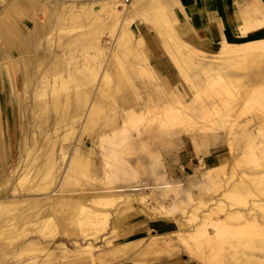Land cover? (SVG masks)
Masks as SVG:
<instances>
[{
	"label": "bare ground",
	"instance_id": "6f19581e",
	"mask_svg": "<svg viewBox=\"0 0 264 264\" xmlns=\"http://www.w3.org/2000/svg\"><path fill=\"white\" fill-rule=\"evenodd\" d=\"M24 1L25 4H22L17 0V4L19 7L21 6L22 10H7L1 14L0 18V60L7 63L6 67L4 66L2 69L6 76L3 74L2 85H0V87L2 86L0 93V215L5 220L12 213L21 210V203L27 201V198L22 197L18 191L19 187H26L27 191L31 193L30 196L40 197L36 204L28 206V210L42 206L45 213L41 219L46 218L48 214L46 211L49 212L51 206L55 207V211L61 209L63 212H59L60 214L52 221L54 228L56 225L59 226L61 236L56 233L49 237L43 231L44 225L51 220L46 218L39 223L42 229L38 234L41 238L31 239L28 234L25 236L23 234L16 235L14 232V235L11 234L7 238L11 245L16 246L14 253L24 255L34 252V254H39L51 250L50 255H53L56 249L61 252L60 256H56L59 257L56 262L61 259L60 264H79L89 259L93 252L99 249L94 242L99 241L100 234L109 226L110 217L115 214L113 226H111L114 229L131 219L142 218H148L151 223L173 221L174 225L178 224L181 228L169 234L128 239V241L119 242L110 250L126 259H132L136 263L159 262L162 259L160 253L164 249H169L171 245L165 238L171 236L177 238L183 252L194 263L264 264V150L262 148L256 149L254 145H251L243 156L247 162L242 159L238 160L236 157V162L233 165L226 166L225 162L221 161L223 156L213 157L212 154L210 155V150L218 149L224 143L223 136L218 131L208 134L205 138L209 145L206 151L209 155H199L200 166L196 168V171L203 176V182L197 184L198 195L194 196L186 192L182 198L174 200L171 209H167L164 201L170 195L178 193L184 184L172 183L168 180L157 183L161 176L148 164L146 166L140 164L137 168L121 165L116 171L108 172L106 168L109 165L108 156L113 154L112 157H118V155L114 152L103 153L102 166H98V156L94 150V133L89 135L88 140H80V147L75 148V144L71 142L66 144L67 141H71V134L79 132L78 122L80 119L92 120L96 110H100V107L111 102L109 89L111 90L112 87L108 88L111 86V82L108 81L111 74L110 68L106 67L108 61L112 62L113 60V62L124 65L125 56L132 55L133 59L138 61L140 56L146 52V40L134 26L136 21H140L156 32L162 30L163 36L173 41L179 40V47L186 51L185 53L180 52L182 53L180 58L188 64L190 62L193 66L195 64L196 68L200 70V74L207 77L209 83H218L222 80L221 74L224 71L249 70L259 65L262 67V63H264V3L261 0H237L234 12L228 16V20L230 23L234 20L243 22L240 31L245 39L235 42L233 45L224 44L216 56L217 59L209 63L206 62V54L197 50L199 48L193 49L181 41L182 37H187V40L197 44L201 43L196 36V32L200 31L201 26L198 23L199 27L193 28L190 20L197 15L190 9L183 8L178 0H131L130 4L113 0L104 4L103 9L107 11V21L113 28L114 44L109 48L104 46L100 38L92 36L86 39V49H93L94 52H97V56L89 54L83 57L84 63L81 65V61L76 55L64 59L56 54L34 53L28 43L27 36L32 27V20L30 17L26 18L24 14L28 15L33 10L35 23H37L33 26V34L36 31L44 32L51 4L47 0ZM169 3H174V11L169 8ZM220 21L223 23L221 18ZM220 21L217 19V14L209 13L205 16L204 27H209L211 35L214 36L220 32ZM256 32H260L262 35L251 38V34ZM204 47L210 49L209 46L204 45ZM166 53L167 57L175 63L178 73L182 76L185 75L184 65L181 64L178 57L174 56V51L167 50ZM191 55L197 56L199 59L194 60ZM40 65L43 68L42 72H37L34 77L29 76L28 68ZM149 73H153L152 68L149 69ZM228 74L230 73H227L226 76ZM40 76L43 81L41 87L37 84L33 86V78L38 79ZM230 76L226 82L230 81L231 83L239 80L237 77L229 79ZM199 78L201 77L199 76ZM28 87L30 91L34 92L35 100L39 101L32 106L33 109L39 108L40 113L44 115L53 111H62L54 118L65 123V128H68L69 131L64 138H60L57 142V151H53L47 157L43 167V171L47 173L46 184L41 185L39 181L37 185L35 183L32 186L28 184L35 180L27 171L31 153L29 152L27 159L23 161L21 154L29 141V134L25 131L23 122L25 113L30 111L25 99V90ZM167 88L171 98L168 96L156 100L150 98L149 103L150 109L154 110L155 114L157 112L160 116L170 117L174 113L172 105L174 103V85L169 82ZM140 90L138 88V91ZM141 97L140 92H136L118 98V105L113 106L115 118L114 120L112 118L110 122L115 121L117 117L122 118L125 127L142 122V114L137 113L138 116H136L132 111H124V108L132 103L140 101ZM213 106V104L209 107L204 106L206 114L210 117L213 111L214 114H220L217 109L214 110L215 106L212 109ZM188 115L189 117L187 116L182 123L184 126H187L188 120H191L190 117L192 118L190 114ZM158 122L151 123L153 129L170 127L158 125ZM108 123L107 126H100L102 129L100 133L103 132V129L110 128ZM250 123L252 122L250 121ZM146 129H148V134L145 133L141 138L151 141L155 135L150 128ZM185 132L191 133L192 131L185 130ZM231 134L234 136L233 141L237 138H246L249 142L263 141L264 125L250 129L248 124L242 133L236 131ZM116 138L114 137V140H117ZM224 139L231 140L229 137ZM108 140L112 141L104 136L101 137V142ZM73 147L75 149L70 160L69 171L73 170L74 165L80 164L79 166L83 167L86 176L93 179L90 170L95 171L102 167L104 180L107 179L110 182L105 189H95L90 192L89 189L78 190L75 191L76 194L71 200L61 201L56 188L59 187L62 180L64 182L69 180L71 172L65 174L63 170L66 168L60 167L56 156L59 155L60 160L69 165L67 162L71 157V148ZM102 148L106 147L102 146ZM59 149L60 154L58 153ZM230 154H235L234 149H230ZM244 162H246L245 167L251 172L240 174L238 178L235 176L229 178V167L231 166L234 170L242 167ZM144 176L149 180H142L141 178ZM103 178L96 181L101 183ZM54 180L56 183L58 181V184L51 190ZM7 183L12 184L8 192L4 191ZM87 201L90 202L87 203ZM151 201H155L156 206H152ZM67 210L68 212H65ZM28 215L33 214L28 213ZM85 227L94 230V232L90 234L87 229H84ZM56 235L60 236L58 240ZM129 235L130 232L118 237ZM80 236L83 238V243L80 242ZM19 240L21 242L16 243ZM66 242H69L71 247ZM51 244H54L55 249L50 248ZM236 244L237 247L243 246V249L256 244L257 249L252 254H248L240 252ZM147 254L153 256L145 258L144 256ZM164 254L166 255V253ZM142 257L144 258L140 259ZM35 260L36 258L32 257L25 259L21 264H35Z\"/></svg>",
	"mask_w": 264,
	"mask_h": 264
},
{
	"label": "rangeland",
	"instance_id": "374dc122",
	"mask_svg": "<svg viewBox=\"0 0 264 264\" xmlns=\"http://www.w3.org/2000/svg\"><path fill=\"white\" fill-rule=\"evenodd\" d=\"M47 1L51 4V11L47 15L48 21L46 25H44V32L39 33L36 31V33L33 34V26L37 23H35L36 19L32 9L28 14L29 16L24 14L26 18L30 17L32 20V27L29 29L30 33L28 31L27 36L28 43L34 50V53L40 52L41 55H46L48 53L52 55L56 54L62 56L64 59H67L71 55H76L81 61V65H83V57L89 54L97 56V52H94L93 49H86V39L92 36L94 38H100L104 46L109 48L112 47L115 41V38L112 36L113 28L107 21L108 13L103 9V5L113 0ZM121 1L125 2V4H130L131 0H120V2ZM261 1L264 3V0ZM18 2L25 4L24 0H18ZM18 2L17 0H0V18L1 14L7 10L17 11L21 9V6L19 7L17 4ZM169 8L174 11L170 6ZM120 10H122L121 7ZM217 19L220 21L218 15ZM242 23V21H236L230 28L224 21L223 23L220 21L221 29L218 34L214 35L216 37L212 36L209 27H206L207 36H202L196 32V36L201 43L197 44L196 42L187 40V37H182L181 41L184 45H189L193 49L199 48L197 50L204 52L206 54V62H214L224 44L233 45L235 42L245 39L240 31ZM134 26L146 40V52L143 56H140V60L138 61H135L132 55H129V57L125 56L124 65H120L115 61L113 62V60L112 62L108 61L106 67L110 68L112 77L108 80L111 82V86L108 88L112 87L111 90L109 89L111 102L100 107V110H96L92 120H88V118L80 119L78 122L79 132L74 135L71 134L72 139L71 141H67L66 144L68 145L70 144L69 142H71L75 144V148L80 147V140H88L89 135L94 133V150L98 156V166H102L101 158L103 153L114 152L118 155V157H112L113 154L108 156L109 165L106 166L108 172L112 173L116 171L121 165H129L130 168H137L140 164L144 166L148 164L150 168H153V170L161 176L157 183H163L168 180L172 183L184 184L183 188H180L178 193L170 195L164 201L166 208L171 209L174 205V200L176 198H182L186 192L194 196L198 195L197 184L203 182V176L196 171V168L200 166L199 155H209L206 152L209 145L205 138L208 134L218 131L219 134L223 136L224 143L221 144L218 149L210 150V155L212 154L213 157L223 156L221 161L225 162L226 166L228 164L233 165V163L236 162V157L238 160L242 159L246 161L243 159V156L251 145H254L256 149L262 148L264 150V139L263 141L256 140L255 142H249L246 138H237L233 141L234 136L231 134L236 131L237 133H242L244 127L248 124L250 129H255L258 126L264 125V63H262V67H259V65L249 70L224 71L221 74L222 80L220 82L209 83L207 77L200 74V70L196 68L197 66L195 64L193 66L191 62L188 64L184 59L180 58L182 54L180 52L185 53L186 51L179 47V40L173 41L170 38L164 37L162 30L156 32L140 21H136ZM204 45L209 46L210 49H207ZM167 50L174 51V56L178 57L179 61L181 60V64L184 65L186 72L185 75L182 76L178 73L175 63L167 57ZM191 56L194 60L199 59L197 56ZM150 68L153 69V73H149ZM42 69L41 65L30 66L28 68V74L34 77V74L42 72ZM227 73L230 74L226 76ZM229 75H231L229 79L237 77L239 80L231 83L230 81L226 82ZM199 76L201 78H199ZM33 80V86L37 84L41 87L43 82L42 76L38 79L33 78ZM169 82L174 85V103L172 104L174 113H172L170 117H165L158 115L157 112L155 114L154 110L150 109L151 105L149 99H164L167 98V96L171 98L169 89L167 88ZM138 88L141 90L138 91ZM25 91V99L30 111L25 113L23 122L25 131L29 134V141L24 152H21L22 161L27 159V155L30 152L31 156L27 171H29V175L35 181H33V183L30 182L28 185L32 186L35 183V185H37L39 181L42 185L47 182V173L43 171L47 157H49L53 151H57V142L60 138H64L69 131L67 130L68 128H65V123H61L54 118L62 111H53L47 115L41 114L40 110H38L39 108L33 109L32 107L39 102L35 100V96L33 97L34 92L30 91L29 87L26 88ZM136 92H140L142 95L141 100L124 108V111H132L136 116H138L137 113L142 114V122H136L126 127L120 117L110 122L112 118V120L115 118L113 106L116 104L118 105V98L125 94H135ZM150 94L151 97H149ZM212 104L215 106V109L214 106L212 109H217L220 114H214L213 111L210 117L206 114L204 106L206 105L209 107L212 106ZM188 114H190L192 118L190 117L191 120H188V125L184 126L182 123H184L187 116L189 117ZM157 121H159L158 125L170 127L153 129L151 123H157ZM250 121L252 123H250ZM107 123L110 124L108 127L113 129L106 128L100 133L102 130L100 126L104 127ZM146 128H150L155 135L151 141H147L146 139L142 140L141 138L145 133L148 134V129ZM185 130H190L192 132L186 133ZM102 136L112 139V141L108 140L107 142H101ZM114 137H117V140H114ZM227 137L231 138V140L226 141L224 138ZM102 146L106 148L104 149ZM74 147L71 148V157L67 162L69 165H66V162L63 163L59 155L56 156L60 167L66 168L64 170L62 169L65 171V174L71 172L69 180L67 182L62 180L59 187L56 188L59 200L61 201L71 200L75 196L74 194H76L75 191L78 190L89 189L90 192L95 189H105L110 182V180H104L102 167L95 171L90 170L93 179L86 176L83 167L79 166L80 164L74 165L73 170L69 171L71 167L70 160L75 149ZM231 148L235 151V157L230 154ZM59 152L60 149L58 153ZM246 162L241 165L242 167L234 170L230 166L228 169L229 178L233 176L238 178L240 174L248 171L251 172L245 167ZM242 168H244V170H242ZM100 178H103V181L98 183L96 180ZM141 179L144 181L149 180L145 176ZM57 184L58 181L56 183V180H54L50 189L52 190ZM11 186L12 184L10 185L7 183L4 191L8 192ZM18 191L22 197L24 196L27 198V201H22L21 210L12 213V215L8 216L5 220L3 216L0 215V264H21L25 259H30L32 257L36 258L35 264H60L59 261H61V259L56 262V259L59 258L56 256H60L61 252L55 249L54 244L50 245V248L55 249L53 255H50L51 250L39 254H34V252L25 253L24 255L21 253H14L16 252V246L11 245L7 240L11 234H23L24 236L28 234V237L31 239H39L41 237L38 232L42 229L39 223L46 218L51 219V222L48 221V223L44 225L43 231L48 234L49 237L54 236L56 233L59 234V226L56 225L55 229L52 225V221L60 214L59 212H63L61 209L55 211V207L53 208L50 205L51 209L49 212L46 211V213H48L46 218L43 217L41 219V216L45 213V209H43L42 206L33 207L31 210H28V206L36 204L40 197L30 196L31 193L27 191L26 187H19ZM88 202L90 201H87V203ZM151 203L152 206H156L155 201H151ZM135 206L137 207L138 205ZM64 209L66 208L64 207ZM65 212H68V210ZM28 213L33 215H28ZM115 216L116 215L113 214L110 217L109 226L100 234L99 241L94 242L99 249L94 251L89 259L79 264H143L136 263L132 259H126L120 254L110 251L119 242L129 238V236H124L122 238L118 236L125 235L128 232L131 234V231L134 230L133 228L137 223V220L131 219L124 225L114 229L111 226H113ZM175 228L176 230L181 229L178 224ZM7 229H9V231L6 232ZM84 229H87L90 234L94 232V230H89L87 227ZM59 235H56L57 240L61 236ZM151 235L152 234H149V237ZM154 235L159 234L154 233ZM80 238V242L83 243V238L81 236ZM165 240L170 243L174 242V250H172L174 255H182L188 258L187 254L183 252L176 237L170 236L165 238ZM17 242L20 243L21 240L16 241V243ZM66 243L71 247L69 242ZM240 245L237 247L236 244L240 252H246L248 254H252L257 249V247H255L257 246L256 244L249 245L245 249ZM163 251L160 253L161 258L166 256ZM172 251H170V253ZM152 256V254H147L144 257L150 258Z\"/></svg>",
	"mask_w": 264,
	"mask_h": 264
},
{
	"label": "crops",
	"instance_id": "0c3cea01",
	"mask_svg": "<svg viewBox=\"0 0 264 264\" xmlns=\"http://www.w3.org/2000/svg\"><path fill=\"white\" fill-rule=\"evenodd\" d=\"M179 3L183 8H188L192 12L197 15L194 18L190 20V22L193 25V28L195 29V26L199 27L201 26L200 31L198 32L202 36H207V30L204 27V20L205 16L209 13H215L217 14L228 27H232V25L235 24L236 21L229 22L228 16L234 12V6L237 0H178ZM171 8L174 10V3L168 4ZM202 11V12H201ZM199 23V25H198ZM262 33L256 32L252 33L251 37H260ZM2 61V63H1ZM0 85H2L3 81V74L6 76V73L2 70L4 66L6 67V62L3 60H0ZM2 86L0 87V93H1ZM176 224L174 225L173 221H164V222H153L151 223L148 218H142L137 220L136 225L134 226V230L129 235L128 239H140L149 237V234L154 235L155 234H169L173 233L176 228ZM125 240V241H128ZM174 243V242H173ZM171 242L170 248L165 249L164 253H166V256L162 257V259L159 262L156 263H146V264H198L191 262L189 258H186L182 255H174V252L170 254V251L174 250V244ZM172 255V256H171Z\"/></svg>",
	"mask_w": 264,
	"mask_h": 264
}]
</instances>
